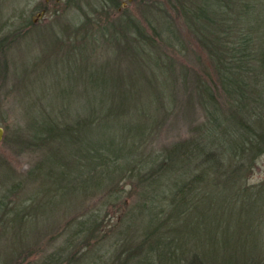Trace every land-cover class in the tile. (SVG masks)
Listing matches in <instances>:
<instances>
[{
	"label": "trees",
	"instance_id": "16d2710c",
	"mask_svg": "<svg viewBox=\"0 0 264 264\" xmlns=\"http://www.w3.org/2000/svg\"><path fill=\"white\" fill-rule=\"evenodd\" d=\"M136 1L143 19L102 0L106 21L85 33L91 49L78 46L77 73L54 89L59 112L25 115L19 131L49 150L42 160L57 175L53 191L100 196L72 238L88 241L104 205L128 207L124 194L138 191L134 212L148 220L129 260L264 264V179L249 181L264 154V0ZM4 190L1 235L35 211L20 195L11 201L16 188ZM9 251L0 245L1 257Z\"/></svg>",
	"mask_w": 264,
	"mask_h": 264
},
{
	"label": "rangeland",
	"instance_id": "374dc122",
	"mask_svg": "<svg viewBox=\"0 0 264 264\" xmlns=\"http://www.w3.org/2000/svg\"><path fill=\"white\" fill-rule=\"evenodd\" d=\"M117 1L121 4L119 11L128 7L129 14L143 19L137 13L139 1ZM103 5L102 0H77L71 5H55V0H0V38L7 36L8 41V46L0 52V127L5 131L0 145V194L6 187L16 188L11 201L20 195L35 210L26 218L27 223L9 222V231L0 234V245H10L9 257L0 256V264H52L55 256L56 264H142L145 261H138L142 257L130 260L127 257L140 249L141 232L148 220L134 212L140 201L138 191L132 197L124 194L128 207L115 208L111 205L113 202L104 205L100 213L102 222L93 236H88V241L72 238L79 221L93 212L101 201L100 196L91 198L75 195L73 191L62 195L53 191L57 175L49 173L50 165L42 160L49 150L27 145L30 133L19 131L20 125H25V115L59 112V106L54 108L51 104L57 95L54 89L57 84L61 89L66 87L69 78L77 73L76 68L82 61L80 48L89 45L85 33L96 34L98 22L106 21V15L99 14ZM96 11L101 17L95 21L94 32L86 31L87 18L97 14ZM102 43L103 40L99 42ZM88 47L91 49V45ZM70 54L77 61L67 62ZM42 58L52 63L47 66ZM90 60L82 65L90 66L93 62ZM83 81L87 82L88 78ZM80 111L86 113V109ZM263 179L264 154L249 181L258 183ZM43 201L44 205L50 204L37 210ZM230 222L233 224V215ZM156 260L157 257L151 259L155 264Z\"/></svg>",
	"mask_w": 264,
	"mask_h": 264
},
{
	"label": "water",
	"instance_id": "95a60500",
	"mask_svg": "<svg viewBox=\"0 0 264 264\" xmlns=\"http://www.w3.org/2000/svg\"><path fill=\"white\" fill-rule=\"evenodd\" d=\"M4 132H5L4 129L2 127H0V145H1L3 138H4Z\"/></svg>",
	"mask_w": 264,
	"mask_h": 264
},
{
	"label": "flooded vegetation",
	"instance_id": "af4514ba",
	"mask_svg": "<svg viewBox=\"0 0 264 264\" xmlns=\"http://www.w3.org/2000/svg\"><path fill=\"white\" fill-rule=\"evenodd\" d=\"M60 0H56V2H59Z\"/></svg>",
	"mask_w": 264,
	"mask_h": 264
}]
</instances>
